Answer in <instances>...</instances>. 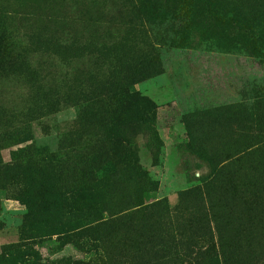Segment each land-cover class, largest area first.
<instances>
[{"label":"rangeland","instance_id":"rangeland-1","mask_svg":"<svg viewBox=\"0 0 264 264\" xmlns=\"http://www.w3.org/2000/svg\"><path fill=\"white\" fill-rule=\"evenodd\" d=\"M0 264H264V0H0Z\"/></svg>","mask_w":264,"mask_h":264}]
</instances>
